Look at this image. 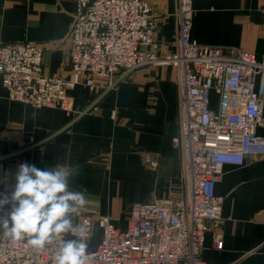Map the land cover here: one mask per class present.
<instances>
[{
    "label": "crops",
    "instance_id": "obj_1",
    "mask_svg": "<svg viewBox=\"0 0 264 264\" xmlns=\"http://www.w3.org/2000/svg\"><path fill=\"white\" fill-rule=\"evenodd\" d=\"M147 1L158 53L172 54L177 49L176 0ZM191 5L190 33L199 43L250 50L258 57L264 53V0H191ZM74 12V0H0V42L40 44L45 73L75 82L67 88L72 109L66 111L9 99L0 74V176L12 172L11 191L21 163L42 169L81 165L72 188L86 190L87 204L77 222L82 215H107L125 230L133 203L183 195L180 151L172 143L178 132L175 66L144 65L109 90L96 77L90 88L71 72L67 56ZM261 98L264 106V87ZM211 105H217L214 93ZM256 133L264 136V126ZM144 153L157 156L155 167L144 163ZM215 193L223 198V245L215 248L211 233H206V264H264V156L225 165ZM101 238L94 223L89 251Z\"/></svg>",
    "mask_w": 264,
    "mask_h": 264
},
{
    "label": "built area",
    "instance_id": "obj_2",
    "mask_svg": "<svg viewBox=\"0 0 264 264\" xmlns=\"http://www.w3.org/2000/svg\"><path fill=\"white\" fill-rule=\"evenodd\" d=\"M68 31V60L73 74L93 88L94 78L114 89L130 72L148 64L175 66L178 132L172 143L180 151L183 195L133 203L125 230L106 215H82L79 223H96L102 238L89 251L88 264H206V233L222 248V196L215 193L227 164L242 165L264 156V53L205 45L191 37V0H176L177 49L161 56L153 40L154 15L147 0H74ZM42 46L32 41L0 42V74L9 99L32 107L57 106L71 111L67 88L74 80L45 73ZM257 86H259L257 88ZM217 105H211V95ZM88 108L77 112L81 115ZM155 167L157 156L144 153ZM57 238L44 249L26 240L0 236V264H51Z\"/></svg>",
    "mask_w": 264,
    "mask_h": 264
},
{
    "label": "clouds",
    "instance_id": "obj_3",
    "mask_svg": "<svg viewBox=\"0 0 264 264\" xmlns=\"http://www.w3.org/2000/svg\"><path fill=\"white\" fill-rule=\"evenodd\" d=\"M81 165L57 164L38 168L27 162L17 166L15 184L8 191L12 172L0 176V236L13 242L26 240L35 250L62 239L51 264H88V227L77 222L87 204L86 190L72 188Z\"/></svg>",
    "mask_w": 264,
    "mask_h": 264
},
{
    "label": "rangeland",
    "instance_id": "obj_4",
    "mask_svg": "<svg viewBox=\"0 0 264 264\" xmlns=\"http://www.w3.org/2000/svg\"><path fill=\"white\" fill-rule=\"evenodd\" d=\"M162 198H166V197H162ZM156 199H159V198H156ZM154 200V199H153ZM107 216V215H106ZM91 233V232H90ZM90 236V235H89Z\"/></svg>",
    "mask_w": 264,
    "mask_h": 264
}]
</instances>
